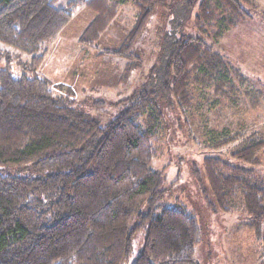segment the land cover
<instances>
[{
    "label": "trees",
    "instance_id": "1",
    "mask_svg": "<svg viewBox=\"0 0 264 264\" xmlns=\"http://www.w3.org/2000/svg\"><path fill=\"white\" fill-rule=\"evenodd\" d=\"M59 1L0 0V44L13 51L0 66V169L30 163L42 173L38 178L0 173V264H125L141 230L145 242L134 264H198V223L184 209L163 206L166 176L151 168L165 130L155 95L161 92L168 106L177 102L188 114L199 94L218 84L233 86L231 64L207 41L217 43L264 9L256 0L188 1V8L196 4L194 24L201 37L180 36L166 55L159 90L143 89L123 101L126 110L101 127L74 108L68 89L57 94L38 76L47 52L41 45L86 8L95 15L78 43L96 50L120 7L130 3L135 16L125 39L113 51L97 54L131 56L153 7L170 3L68 0L60 7ZM22 55L30 61L17 76L11 64ZM130 69L127 65L126 76ZM235 88L240 97L251 89L240 82ZM253 92L264 95L261 88ZM256 122L235 133L209 128L213 149L233 145L227 152L233 162L205 156L201 163L214 207L246 215L250 229L264 224V120ZM193 174L200 176L196 166Z\"/></svg>",
    "mask_w": 264,
    "mask_h": 264
},
{
    "label": "rangeland",
    "instance_id": "2",
    "mask_svg": "<svg viewBox=\"0 0 264 264\" xmlns=\"http://www.w3.org/2000/svg\"><path fill=\"white\" fill-rule=\"evenodd\" d=\"M67 1L60 0L56 6L63 7ZM188 1L168 0L169 5L154 6L131 56L97 54L103 50L113 51L125 39L135 16L130 3L120 7L117 17L96 44V50L84 49L78 43L80 34L95 15L89 9L79 8L54 39L41 45V49L47 52L37 74L48 80L57 94L60 89L65 91L62 88L68 89L74 108L103 127L126 110L127 103L123 101L143 89L159 90L166 55L180 36L201 37L194 24L196 4L188 8ZM263 33L264 13L255 11L251 20L241 22L217 43L207 41L231 64L233 86L240 82L251 88L244 97L238 96L232 85H214L211 93L199 94L202 96L197 98L189 113L183 114L177 102L168 106L161 92L155 95V102L164 113L165 130L160 152L153 159L151 168L163 170L166 176L161 200L163 206L184 209L198 223L200 244L195 249L198 264H264V224L250 229L245 226L246 215L217 210L201 165L205 156H219L233 162L227 157L233 145L213 149L210 146L213 134L207 132L209 128L215 133L223 128L235 133L244 125L264 120V95H253V87L264 91ZM0 51L4 53L0 56V66L3 67L6 52L13 51L1 44ZM29 59V55L19 57L18 63L11 64L12 72L17 76L24 72ZM127 65L131 69L126 76ZM224 91L229 94L223 96ZM229 98L235 101V105ZM241 109L244 110L242 115L238 112ZM261 159L264 167V159ZM193 166L199 171L198 178L193 174ZM0 173L13 177L42 176L41 172L32 169L30 163L1 168ZM145 237L144 230L133 236L132 253L125 264H134Z\"/></svg>",
    "mask_w": 264,
    "mask_h": 264
},
{
    "label": "crops",
    "instance_id": "3",
    "mask_svg": "<svg viewBox=\"0 0 264 264\" xmlns=\"http://www.w3.org/2000/svg\"><path fill=\"white\" fill-rule=\"evenodd\" d=\"M256 1H258V3L261 4L260 6L264 5V4H263V3H264V0H256ZM262 7H264V6H262ZM262 36H263V38H264V33H263Z\"/></svg>",
    "mask_w": 264,
    "mask_h": 264
}]
</instances>
